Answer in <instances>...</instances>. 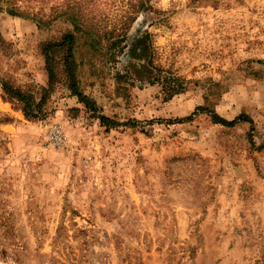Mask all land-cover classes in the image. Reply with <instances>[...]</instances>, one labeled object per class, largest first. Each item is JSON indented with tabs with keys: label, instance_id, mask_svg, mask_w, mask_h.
I'll list each match as a JSON object with an SVG mask.
<instances>
[{
	"label": "rangeland",
	"instance_id": "rangeland-1",
	"mask_svg": "<svg viewBox=\"0 0 264 264\" xmlns=\"http://www.w3.org/2000/svg\"><path fill=\"white\" fill-rule=\"evenodd\" d=\"M76 21L96 110L59 66L29 119L2 83L40 99ZM0 264H264V0H0Z\"/></svg>",
	"mask_w": 264,
	"mask_h": 264
},
{
	"label": "trees",
	"instance_id": "trees-1",
	"mask_svg": "<svg viewBox=\"0 0 264 264\" xmlns=\"http://www.w3.org/2000/svg\"><path fill=\"white\" fill-rule=\"evenodd\" d=\"M138 5L139 3L134 4L133 11L137 9ZM131 17L132 16L130 15L129 18ZM76 23L77 24L74 25V29L66 32L59 40L49 41L42 46V51L46 57V67L49 74V81L48 86L42 88L43 93L40 99H37L36 95L30 91H25L21 88L11 86L7 82L2 83L3 89L8 98L15 100L18 104H20V107L24 111L27 118L39 119L45 115L43 105L57 82L59 66L62 67V70L66 75L65 79L69 88L74 91V93L87 105V107L91 108V110H96L94 101L80 89V82L77 74L78 62L76 60V53L79 51L80 47L84 46L87 48L88 52L92 53L89 60H92V58L97 55H101L104 59L106 58L104 62H108L111 61L115 55V53L111 51L112 48L115 49V43H109L108 46L110 47L103 44L104 41H102V34H99L97 30L98 23L89 27L85 24V22L82 24L81 22L76 21ZM81 24L84 25L85 28H82ZM147 48V46L143 47L140 54L145 53ZM59 54H61V56H59L60 58L57 60V56ZM138 57L133 56L132 58L136 59ZM99 117H101L102 121L106 119L105 116ZM192 117L193 115L189 116V119ZM214 117L217 122H221L227 126H235L239 121H245L242 116L233 120H227L218 114H214Z\"/></svg>",
	"mask_w": 264,
	"mask_h": 264
},
{
	"label": "built area",
	"instance_id": "built-area-1",
	"mask_svg": "<svg viewBox=\"0 0 264 264\" xmlns=\"http://www.w3.org/2000/svg\"><path fill=\"white\" fill-rule=\"evenodd\" d=\"M49 137L55 146L62 147L66 143V134L64 133L62 127L58 124H55L49 132Z\"/></svg>",
	"mask_w": 264,
	"mask_h": 264
}]
</instances>
